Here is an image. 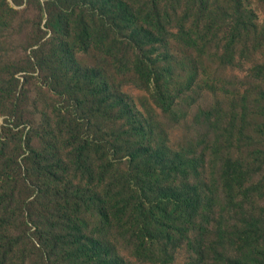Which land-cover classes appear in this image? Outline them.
<instances>
[{"label":"trees","instance_id":"obj_1","mask_svg":"<svg viewBox=\"0 0 264 264\" xmlns=\"http://www.w3.org/2000/svg\"><path fill=\"white\" fill-rule=\"evenodd\" d=\"M167 1L46 0L54 37L32 57L48 72L56 99L21 157L17 141L0 150V264H33L35 250L55 264H133L120 247L145 264H173L180 249L188 251L186 264H207L212 254L216 264H264L259 173L229 155L216 180H202L203 158L170 147L108 76L133 75L158 109L176 115L206 62L234 66L249 42L262 46L256 14L243 11L242 0L231 1L234 20L221 40L210 36L221 33L213 0H186L181 12H168ZM16 16L9 0H0V80L15 75L1 40ZM92 48L109 57V68L79 61L77 53ZM257 69L264 77V64ZM259 97L264 103V88ZM18 101L0 84V114L9 105L10 115L22 117ZM27 178L46 205L44 217L22 229L18 188Z\"/></svg>","mask_w":264,"mask_h":264},{"label":"rangeland","instance_id":"obj_2","mask_svg":"<svg viewBox=\"0 0 264 264\" xmlns=\"http://www.w3.org/2000/svg\"><path fill=\"white\" fill-rule=\"evenodd\" d=\"M231 1H212L215 14L221 19L218 24L221 33L216 37L211 33L212 39L221 40L225 31H231L233 12L236 10V4ZM9 2L17 10V16L13 28L8 32L9 37L1 40L4 48L8 49L2 54L8 52L6 57L12 65L10 71L15 75L14 78L2 77L0 84L6 83L7 87L15 90V97L22 102L23 116L10 115L12 109L9 105L4 114H0V150L5 141H9L11 148H14L12 140L17 141L21 145L17 151L21 157L31 130H37L44 111H49L46 107L56 99L48 88V72L41 70L37 59L32 57L42 45L49 48L54 35L49 25L50 12L46 0ZM164 5L168 12H173L174 8H180L181 12L188 7L189 1L168 0ZM242 5L243 11L256 14L255 22L262 46L256 50V42L260 41L249 42V49H244L248 54L244 59L237 58L239 65L220 67L206 62V72L201 71L192 91L184 96V101L177 108L176 115H167L158 109L150 93L136 84L133 75L123 77L113 71L108 73L112 83H120L122 91L133 100L136 109L156 125L160 136L168 137L170 147L192 149L203 158L201 173L202 180L206 182L219 177L223 159L229 155L248 161L259 173L257 181L264 182V155L259 154V151L264 154V107L260 105L264 103L260 102L259 97L260 90L264 88V77L258 75L260 71L257 69V65L264 64V0H242ZM169 44L173 52L184 55L173 40ZM241 50L238 48L237 56H240ZM77 57L84 66L109 68V57L96 48L80 51ZM31 144L38 149L39 140L33 137ZM23 174L26 176V173ZM18 191V200L23 208L17 214V219L22 229L25 226L31 228L32 224L44 217L46 202L28 178L24 184H19ZM120 253L133 264H145L123 247H120ZM31 259L33 264H55L53 259L43 261L41 251L37 250ZM187 261V249H180L173 264H186ZM217 261V256L212 254L207 264H216Z\"/></svg>","mask_w":264,"mask_h":264}]
</instances>
